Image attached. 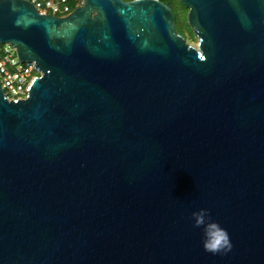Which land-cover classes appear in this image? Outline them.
I'll return each mask as SVG.
<instances>
[{
	"label": "water",
	"instance_id": "water-1",
	"mask_svg": "<svg viewBox=\"0 0 264 264\" xmlns=\"http://www.w3.org/2000/svg\"><path fill=\"white\" fill-rule=\"evenodd\" d=\"M0 0V264H264V0ZM208 209L232 249L204 251Z\"/></svg>",
	"mask_w": 264,
	"mask_h": 264
},
{
	"label": "built area",
	"instance_id": "built-area-1",
	"mask_svg": "<svg viewBox=\"0 0 264 264\" xmlns=\"http://www.w3.org/2000/svg\"><path fill=\"white\" fill-rule=\"evenodd\" d=\"M39 13L64 16L77 6L70 0H28ZM38 75L31 61L21 62L14 48L8 43H0V85L8 99L23 98L28 93L33 78Z\"/></svg>",
	"mask_w": 264,
	"mask_h": 264
},
{
	"label": "clouds",
	"instance_id": "clouds-1",
	"mask_svg": "<svg viewBox=\"0 0 264 264\" xmlns=\"http://www.w3.org/2000/svg\"><path fill=\"white\" fill-rule=\"evenodd\" d=\"M193 227L202 228L204 251L212 254H224L232 249V243L226 229L210 219L208 209L200 208L191 213Z\"/></svg>",
	"mask_w": 264,
	"mask_h": 264
},
{
	"label": "trees",
	"instance_id": "trees-1",
	"mask_svg": "<svg viewBox=\"0 0 264 264\" xmlns=\"http://www.w3.org/2000/svg\"><path fill=\"white\" fill-rule=\"evenodd\" d=\"M161 1L169 5L170 8L172 9L178 32L183 36L185 35L186 32H188L190 35H193V32L191 31L186 20V14L188 9L182 5L180 0H161ZM82 2L83 0H70L72 6L80 5L82 4Z\"/></svg>",
	"mask_w": 264,
	"mask_h": 264
},
{
	"label": "rangeland",
	"instance_id": "rangeland-1",
	"mask_svg": "<svg viewBox=\"0 0 264 264\" xmlns=\"http://www.w3.org/2000/svg\"><path fill=\"white\" fill-rule=\"evenodd\" d=\"M184 37L191 45L196 46L197 37L194 34L190 35L188 32H186Z\"/></svg>",
	"mask_w": 264,
	"mask_h": 264
}]
</instances>
